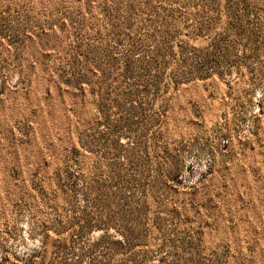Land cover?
<instances>
[{
  "label": "rangeland",
  "instance_id": "374dc122",
  "mask_svg": "<svg viewBox=\"0 0 264 264\" xmlns=\"http://www.w3.org/2000/svg\"><path fill=\"white\" fill-rule=\"evenodd\" d=\"M0 264H264V0H0Z\"/></svg>",
  "mask_w": 264,
  "mask_h": 264
}]
</instances>
